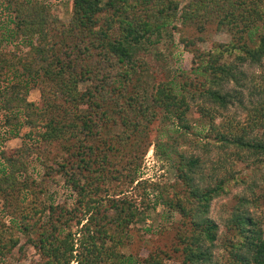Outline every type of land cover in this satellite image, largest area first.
<instances>
[{"label": "trees", "instance_id": "trees-1", "mask_svg": "<svg viewBox=\"0 0 264 264\" xmlns=\"http://www.w3.org/2000/svg\"><path fill=\"white\" fill-rule=\"evenodd\" d=\"M177 23L196 31L213 25L230 40L198 50L197 77L152 81L150 51L162 35L179 30ZM11 45L25 51L17 55ZM263 59L264 0H72L67 22L39 0H0V131L19 136L20 128L29 129L23 146L0 149V199L12 206V221L40 264H134L122 251L130 225L159 204L181 217L175 225L181 264L210 263L219 231L208 215L210 204L228 195L230 181H245L231 174L204 184L200 159L179 152L177 141L187 135L190 100L204 97L225 106L240 93L224 91L225 84L242 86V66ZM33 86L40 91V109L26 98ZM259 94L253 120L264 128V92ZM199 112L211 116L206 107ZM159 116L180 131L167 144L178 157L179 182L158 184L155 200L146 198L142 208L128 197L102 196L114 153L122 143L141 144ZM217 135L220 150L234 146L236 157H258L264 168V138ZM34 155L47 181L61 176L71 187L77 206L48 202L32 214L19 213L23 205L14 199L41 186L28 171ZM258 193L236 195L228 211L222 239L227 264H264V219L254 212L261 207ZM18 243L15 235L0 236V264H14L7 254ZM161 254L159 248L142 264H164L169 254Z\"/></svg>", "mask_w": 264, "mask_h": 264}, {"label": "rangeland", "instance_id": "rangeland-1", "mask_svg": "<svg viewBox=\"0 0 264 264\" xmlns=\"http://www.w3.org/2000/svg\"><path fill=\"white\" fill-rule=\"evenodd\" d=\"M39 1L49 7L51 16L59 18L62 22L68 21L72 0ZM177 26L179 30L172 29V35H162L160 42H157L150 51L152 81L155 78V82L170 79L182 82L184 73L194 77L195 63L198 61L195 54L198 50L206 51L213 43H227L230 40L228 32L213 25L206 26L203 31L185 28L180 23H177ZM182 39L188 41V45L184 44ZM21 46L11 45L10 50L17 55L21 54L25 51ZM242 69L246 76L242 86L236 85L234 81H229L224 86V91L231 92L238 89L240 92L239 97L231 98L225 106L213 103L204 97L189 101L187 135L181 137L176 145V149L187 157L194 156L200 159V171L204 184H213L215 180L229 177L231 174L245 181L244 183L238 180L237 182L230 181L228 195L218 197L210 204L208 215L218 224L219 231L216 245L211 248L213 254L211 262L206 264H227L228 253L222 247V239L225 237L226 230L224 223L230 207L236 201V195L250 197L253 190L259 192L261 207L253 211L256 216L264 219V168L261 167L262 164L258 157L255 159L250 156L240 159L234 155V146L220 150L216 145L218 133H225L228 136L232 134L238 136L244 133L247 138H264V128L253 120L257 117L256 108H259V101L263 96L259 93L264 92V59L258 64H244ZM80 88H83V85ZM26 98L38 109L43 107L37 87H31L26 92ZM201 106L206 107L211 116L200 113L199 107ZM174 127L159 116L148 126L147 135L141 144L133 146L129 143H122L119 151L112 157V164L109 165L100 194L102 196L110 194L111 197H128L139 208H142L147 204L146 198L150 203L155 200L158 184L178 183L175 168L178 157L167 146L173 141V138L169 136L171 134L176 136L180 132L175 131ZM28 130L27 126L20 128L19 136H11L7 132H2L3 130L0 131V149L23 146L27 142L25 133ZM114 131L119 130L114 129ZM32 158L28 171L36 182L41 183V186L33 187V191L21 192L14 199L18 201L17 204L23 205L19 213L32 214L39 210L42 204L48 202L65 204L69 207L77 206V195L70 186L64 183L63 178L56 176L55 181H47L43 176L44 167L41 162L35 155ZM213 164H218V169L213 170ZM200 177L197 173L196 181H199ZM132 178L135 180L132 181ZM12 211V206H6L5 202L0 199V236L7 239L10 235H15L19 238L18 245L7 254L8 260L14 264H40L42 259L39 253L26 243L27 236L12 221ZM166 212L164 206L159 204L153 209L150 208L142 221L130 225L127 244L122 251L132 255L134 264L144 263V258L149 260V254L156 253L159 248L165 252L161 254L162 258L169 254L168 258H164V264H181L182 253L175 249L182 247L175 228V225L181 221V217L179 214L172 215ZM71 263L76 264L73 261Z\"/></svg>", "mask_w": 264, "mask_h": 264}]
</instances>
